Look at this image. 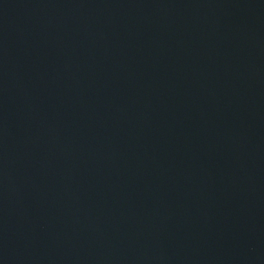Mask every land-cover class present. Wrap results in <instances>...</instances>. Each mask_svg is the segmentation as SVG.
Segmentation results:
<instances>
[{
	"label": "water",
	"instance_id": "obj_1",
	"mask_svg": "<svg viewBox=\"0 0 264 264\" xmlns=\"http://www.w3.org/2000/svg\"><path fill=\"white\" fill-rule=\"evenodd\" d=\"M0 264H264V0H0Z\"/></svg>",
	"mask_w": 264,
	"mask_h": 264
}]
</instances>
